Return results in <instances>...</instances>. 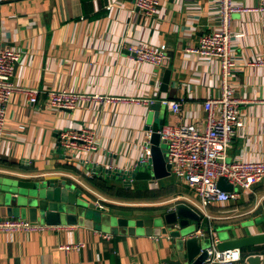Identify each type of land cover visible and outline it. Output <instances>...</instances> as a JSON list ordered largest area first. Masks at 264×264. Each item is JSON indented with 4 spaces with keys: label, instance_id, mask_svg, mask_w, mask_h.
<instances>
[{
    "label": "crops",
    "instance_id": "1",
    "mask_svg": "<svg viewBox=\"0 0 264 264\" xmlns=\"http://www.w3.org/2000/svg\"><path fill=\"white\" fill-rule=\"evenodd\" d=\"M158 1L156 14L145 18L133 0H0V51L9 47L21 52L11 77L17 91L7 107L0 175L33 182H69L88 201L98 202L119 216L128 215L118 211L148 215L177 203L197 209L193 204L197 197L182 181L174 180L163 187L159 184L157 188L150 182L144 189L138 185L143 181H132L131 187H124L121 181L106 179L88 167L126 172L134 168L141 143L155 121V111L145 100L183 99L182 121L204 127L202 104L220 92L219 64L189 52L203 34L218 30L219 1ZM258 4L259 0H233L236 7L254 8ZM230 31L241 37L233 41L235 66L226 82L239 101L237 111L244 127L232 139L227 160L259 161L264 159V69L248 63L264 54V12L233 15ZM138 44L153 48L164 45L167 57L162 66L155 68L127 59ZM166 69L170 70V85L160 93V78ZM32 89L37 91L33 105L25 93ZM52 90L83 98L74 109L56 110L48 105ZM159 118L163 125L180 119L162 106ZM85 127L93 130L97 150L66 155L57 143L59 133L78 132ZM94 181L113 188L114 194L135 191L139 197L159 199L147 209L111 206L116 205L112 202L116 195H109ZM209 209L226 213V218L213 221L219 243L264 232V180L238 200ZM18 219L29 221L25 216ZM48 227L29 233L0 232V264L169 261V235H117L78 225ZM73 244L83 247L60 249ZM239 251L240 260L234 264H264V245ZM250 257L260 261L251 263Z\"/></svg>",
    "mask_w": 264,
    "mask_h": 264
},
{
    "label": "built area",
    "instance_id": "2",
    "mask_svg": "<svg viewBox=\"0 0 264 264\" xmlns=\"http://www.w3.org/2000/svg\"><path fill=\"white\" fill-rule=\"evenodd\" d=\"M218 30H211L203 34L198 44L189 49L194 55L208 61H216L222 74V87L218 96L206 99L202 104L204 113V127L197 123H186L183 117V99L169 100L160 99L145 100L147 105L158 102L166 108L171 115L179 120L163 125L158 131L161 143H164V156L170 167V175L182 181L193 191L197 197L196 211L200 215V229L194 231V238H208L210 247L206 249V259L202 264H234L240 260L239 249H230L219 252L216 249L219 244L218 234L213 226V221L225 217V212L213 213L210 207L222 208L240 198L242 194L249 193L253 187L264 180V159L249 161L236 159L227 160V151L231 146L232 139L240 134L244 122L237 111L239 101L234 97V89L226 82L235 64L232 55L231 43L241 37L230 31L231 18L233 15L246 14L249 12H264V0L254 8L236 7L233 0H218ZM134 7L145 17L149 18L156 14L159 6L158 0H133ZM167 57V48L160 45L157 48L138 44L127 59L138 64H151L155 68L161 67ZM21 59V52L5 47L0 51V143L5 137V117L8 104L13 93L17 91L11 82L14 66ZM264 69V54L256 60L248 63ZM182 86H186L183 84ZM30 104L37 101V91H25ZM82 95L67 91L52 90L48 93V105L56 110L74 109ZM93 130L88 127L80 131H61L57 138L58 145L66 155H75L77 152H95ZM150 133L141 143L137 163L148 165L150 155ZM134 166V167H135ZM220 178L233 186L232 192L222 191L218 188ZM153 186L158 187L157 181ZM151 183V184H152ZM96 204L102 206L100 203ZM206 225L205 231L202 226ZM48 226L31 223L22 219H0V232H34L42 231ZM82 244L64 245L62 250H80ZM155 264H168L161 261Z\"/></svg>",
    "mask_w": 264,
    "mask_h": 264
},
{
    "label": "water",
    "instance_id": "3",
    "mask_svg": "<svg viewBox=\"0 0 264 264\" xmlns=\"http://www.w3.org/2000/svg\"><path fill=\"white\" fill-rule=\"evenodd\" d=\"M160 93L166 92L170 85V70L161 74ZM160 104L155 102L150 108L155 111V121L149 126L150 165L138 164L131 171H111L108 168L88 165L90 169L102 174L106 179L119 180L125 187L132 181L161 180L170 176V167L164 156V143L160 142L158 131L163 126L159 118ZM218 188L232 192L233 186L225 178H220ZM149 216L132 214L119 216L106 211V208L90 202L82 191L69 182L58 179L44 181L17 180L11 176L0 175V217L18 219L25 216L32 223L47 226H74L91 228L104 233L117 235H169V264H202L210 247L208 238H194L191 234L200 229L199 213L184 203H177L168 210H159ZM260 224H258L259 226ZM192 227V228H190ZM264 245V232L245 237L226 238L217 244L216 249L223 252ZM249 262H258V257H250Z\"/></svg>",
    "mask_w": 264,
    "mask_h": 264
},
{
    "label": "rangeland",
    "instance_id": "4",
    "mask_svg": "<svg viewBox=\"0 0 264 264\" xmlns=\"http://www.w3.org/2000/svg\"><path fill=\"white\" fill-rule=\"evenodd\" d=\"M232 44H233V42L231 43V45ZM165 124H167V123H165ZM174 180H177V179L170 176L169 178L158 180L157 183H158V186L160 184V186L163 187V186L167 185L168 183L171 184L172 182H174ZM149 184H150V182H147V181H143V182L138 183V185L141 189L147 188V186H149ZM152 185H153V183H152ZM127 192H128L127 195H126V193H124V191L121 192V194H113L116 196H113L114 198H112L113 199L112 202L114 204L116 203V205H111V206H118V207L126 208L129 210L130 209H147L146 206L153 205L152 202L158 201V199H159V198H157V199L151 198L148 195L147 196L143 195L142 197H139L138 192H135V191H131V192L127 191ZM115 197H117V198H115ZM118 213L121 215H129L127 213V211H125V212L124 211H118ZM154 213H147V214L149 216H153V215H155ZM261 218L262 217H259V219H261ZM252 219L259 220L257 217L256 218L253 217ZM251 223H254V222H251ZM190 228H192V227H190ZM219 231H221V230L219 229L218 232ZM221 234H222V232H221Z\"/></svg>",
    "mask_w": 264,
    "mask_h": 264
},
{
    "label": "trees",
    "instance_id": "5",
    "mask_svg": "<svg viewBox=\"0 0 264 264\" xmlns=\"http://www.w3.org/2000/svg\"><path fill=\"white\" fill-rule=\"evenodd\" d=\"M94 184L95 185H97V186H99V187H101V189H103L105 192H107L109 195H113L114 194V192H113V188H104V186L102 185V183L101 182H95L94 181ZM127 191H126V195H127Z\"/></svg>",
    "mask_w": 264,
    "mask_h": 264
}]
</instances>
